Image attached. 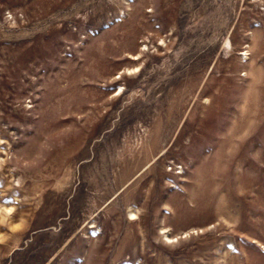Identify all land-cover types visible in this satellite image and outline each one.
I'll use <instances>...</instances> for the list:
<instances>
[{
  "label": "rangeland",
  "instance_id": "1",
  "mask_svg": "<svg viewBox=\"0 0 264 264\" xmlns=\"http://www.w3.org/2000/svg\"><path fill=\"white\" fill-rule=\"evenodd\" d=\"M0 264H264V0H0Z\"/></svg>",
  "mask_w": 264,
  "mask_h": 264
}]
</instances>
